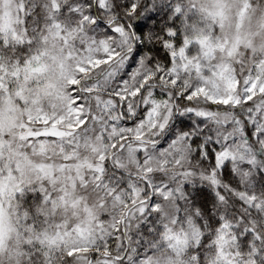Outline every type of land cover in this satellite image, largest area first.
I'll return each mask as SVG.
<instances>
[{"label":"snow or ice","instance_id":"snow-or-ice-1","mask_svg":"<svg viewBox=\"0 0 264 264\" xmlns=\"http://www.w3.org/2000/svg\"><path fill=\"white\" fill-rule=\"evenodd\" d=\"M0 264H264V0H0Z\"/></svg>","mask_w":264,"mask_h":264}]
</instances>
